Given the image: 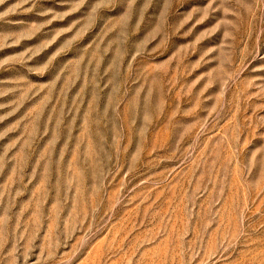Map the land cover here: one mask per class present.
Here are the masks:
<instances>
[{
  "label": "rangeland",
  "instance_id": "1",
  "mask_svg": "<svg viewBox=\"0 0 264 264\" xmlns=\"http://www.w3.org/2000/svg\"><path fill=\"white\" fill-rule=\"evenodd\" d=\"M0 264H264V0H0Z\"/></svg>",
  "mask_w": 264,
  "mask_h": 264
}]
</instances>
